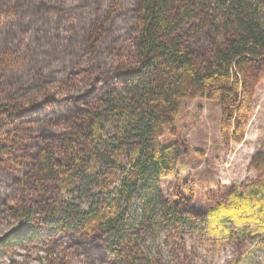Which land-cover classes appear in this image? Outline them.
Listing matches in <instances>:
<instances>
[{
  "label": "trees",
  "instance_id": "16d2710c",
  "mask_svg": "<svg viewBox=\"0 0 264 264\" xmlns=\"http://www.w3.org/2000/svg\"><path fill=\"white\" fill-rule=\"evenodd\" d=\"M49 1L0 0V8L19 7L26 22L40 16L42 39L48 23L41 10ZM67 1L89 3L73 30L77 44H66L68 75L41 68L32 81L22 74L5 79L4 71L24 63L10 45H0V162L16 164L0 171V183L21 193L18 206L1 193L0 209H10L28 231L39 226L65 237L102 264H166L146 254L148 234L163 232L185 251L184 233L216 220L181 193H163L162 180L178 174L190 151L184 138L165 146V129L175 124L182 100L207 98L220 104L223 143L244 140L264 82V0ZM83 55L89 56L87 68L81 67ZM31 62L42 67L34 57ZM94 74V85L83 88L81 78ZM53 82L57 86L47 88ZM44 87V96L35 97L33 91ZM252 167L261 209L246 212L235 200L222 205L215 222L234 219L249 237L252 223L264 232V152ZM135 203L140 209L132 215Z\"/></svg>",
  "mask_w": 264,
  "mask_h": 264
},
{
  "label": "rangeland",
  "instance_id": "374dc122",
  "mask_svg": "<svg viewBox=\"0 0 264 264\" xmlns=\"http://www.w3.org/2000/svg\"><path fill=\"white\" fill-rule=\"evenodd\" d=\"M75 2L51 0L47 3L48 7L41 10H45L43 20L48 23L43 25L42 39L37 33V29L42 27L38 26L40 16L33 15L30 22L35 25L31 26L30 22L23 21L19 7L0 8V45H10L13 54L20 58L19 62L24 63L22 69L4 71L5 79L22 74V80L32 81L36 71L41 68L59 77L69 74L70 70L63 65L64 58L72 56L66 44L67 41L72 45L77 44L71 40L74 38L73 30L83 23L84 12L89 7L88 2L85 5ZM59 6H63V9L60 10ZM11 25L19 26V30L27 29V32L17 33L15 29H10ZM34 48L36 50L32 51ZM83 56L80 57L81 67L87 68L89 56ZM33 57L42 61V67L31 62ZM96 80L94 74L89 80L81 78L80 84L83 88H90ZM20 83L13 81L16 85ZM57 84L53 82L47 88ZM47 88L33 91L34 96L43 97ZM221 118L218 102L207 98L182 100L175 124L165 129L162 139L165 146L174 144L179 138L186 139L190 145L189 153L179 162L178 174L162 180L163 193L168 198L181 193L202 214L212 212L216 221L221 220L218 214L222 205L228 206L235 200L246 212L254 213L261 209L263 197L261 190L255 189L259 183L252 161L257 154L264 152V82L258 86L254 114L240 144L226 146L223 143ZM17 136L22 138L27 135L18 132ZM10 146L8 143L7 147ZM12 165L16 164L4 158L0 162V171ZM3 176H8V173L3 172ZM189 190L194 191L192 196ZM3 192L7 193L10 206H18L21 193L0 183V196ZM139 209L140 205L135 203L131 214H136ZM215 222L211 218L208 220L209 227L204 226L196 232L186 231L185 251H181L180 241H168L163 232L152 231L148 234L145 252L151 259L160 257L166 264H178L179 259H184V264H264V232L263 229L259 230V224L250 225V231L255 233L249 237L244 232L245 226L234 219L225 225ZM33 230L28 231L23 220L13 217L10 209H0V264H102V261L89 258L86 253L78 252L65 237L51 236L39 226Z\"/></svg>",
  "mask_w": 264,
  "mask_h": 264
}]
</instances>
